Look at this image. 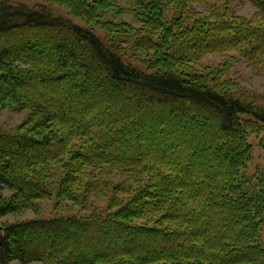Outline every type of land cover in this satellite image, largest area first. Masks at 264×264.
<instances>
[{
  "label": "trees",
  "instance_id": "1",
  "mask_svg": "<svg viewBox=\"0 0 264 264\" xmlns=\"http://www.w3.org/2000/svg\"><path fill=\"white\" fill-rule=\"evenodd\" d=\"M52 1L109 24L111 38L46 4L0 2V108L29 111L0 131V219L52 186L60 201L113 197L87 217L0 226V264H264V171H247L264 106L197 68L231 51L264 68V0L251 17L222 0L192 23L164 20L177 0ZM189 2L203 3L176 5ZM125 14L141 26L108 20Z\"/></svg>",
  "mask_w": 264,
  "mask_h": 264
},
{
  "label": "rangeland",
  "instance_id": "2",
  "mask_svg": "<svg viewBox=\"0 0 264 264\" xmlns=\"http://www.w3.org/2000/svg\"><path fill=\"white\" fill-rule=\"evenodd\" d=\"M12 4L25 3L30 7L46 4L49 9L57 15L63 16L72 20L73 22L94 30L96 34L105 42L111 38V32L109 31V24L97 23L90 21L85 17L78 16L75 11L68 4L52 0H0ZM233 6L234 14L241 15L244 17H251L259 7L255 5L251 0H229ZM179 2V0H177ZM177 2H173L165 11L164 20L166 23L176 19V17L182 15V20L187 22L188 20L192 23L191 16L197 15H208V5L216 3L217 5L223 4L222 0H202L200 2H189L190 8L192 9L189 13L184 11L177 6ZM121 7L125 5L120 2ZM130 9V6H128ZM190 16V17H189ZM108 20L122 21L132 24L133 26H141V23L136 21L133 16L129 14L122 15L117 18H113L111 15L108 16ZM179 22V17L177 18ZM103 24V25H102ZM107 26V27H106ZM168 26V25H167ZM124 54L127 60L133 64L146 69L137 58L140 56L134 55V50L128 44H124ZM229 59V64L224 66L226 61ZM201 73H205L207 78L210 80L209 84L213 86L215 83L225 82L226 79L230 80L233 86L232 90L238 96L243 97L245 100L254 104L264 106V68L256 66L252 61L237 53L231 51L228 53L222 52H211L203 56L201 64L197 66ZM212 71V72H209ZM220 75H216L219 73ZM211 75V76H210ZM222 75L224 80L222 79ZM214 80H213V79ZM216 85V84H215ZM223 86V85H222ZM225 86V85H224ZM29 115V111H16L9 107L0 108V131L4 132H16L18 127L26 120ZM261 129V130H260ZM258 133L251 132L249 135V142L251 143V159L247 164V171L250 175H255L258 171H264V147L261 145V136H264V125L257 129ZM123 179L122 175L116 174L114 177L115 182H119ZM51 195L38 199L35 204L29 208L22 210L18 213H10L0 219V226H4L11 222H18L27 219H38V218H59V217H87L91 214L99 211H104L110 204V200L113 197L112 188L108 190L105 196L98 195H86L81 193L77 200H65L60 201L58 198V187L52 186L50 188ZM4 194L10 195L12 191L6 187L3 189ZM121 201L127 200L126 197L121 195ZM261 240L264 244V223L261 227ZM12 264H44L41 261H33L29 263H23L19 260H14Z\"/></svg>",
  "mask_w": 264,
  "mask_h": 264
}]
</instances>
